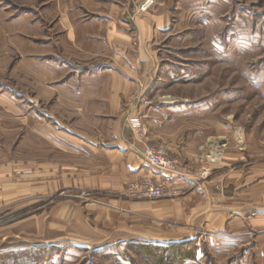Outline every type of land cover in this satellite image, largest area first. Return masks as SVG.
Returning <instances> with one entry per match:
<instances>
[{
	"label": "rangeland",
	"instance_id": "1",
	"mask_svg": "<svg viewBox=\"0 0 264 264\" xmlns=\"http://www.w3.org/2000/svg\"><path fill=\"white\" fill-rule=\"evenodd\" d=\"M44 2L0 0V264H150L133 245L171 242L142 240L135 232L139 222L156 227L161 238L182 236L184 225H199V237L186 240L195 247V257L177 264H264L259 226L250 228L246 237L220 230L219 222L232 205L228 198L214 202L217 181L240 168L252 174L254 189L264 183V0L187 3L184 22L191 23L157 45L165 59L159 90L144 91L142 106L126 116V131L147 136L146 116L155 102L173 96L174 104H184L178 109L184 142L187 135L193 141L191 136L198 132L205 160L201 168L190 170L195 187L205 194L204 215L188 224L174 217L175 207L171 212L161 206L185 194V188L157 178L165 174L155 176L179 190L178 196H131V184L148 171L145 163L139 175L116 191L90 187L92 174L99 172L54 166V158L81 167L86 161L53 148L52 104L37 101L31 87L38 82L36 65H28V58L37 48L52 50L51 40L27 33L36 26L49 29L46 22H36ZM148 147L168 153L162 143ZM219 152L221 158L229 153L245 159L215 168L211 163L218 161ZM193 200L190 204H196ZM133 202L159 206L155 223L140 219L130 208ZM262 213L264 206L254 195V223L259 224Z\"/></svg>",
	"mask_w": 264,
	"mask_h": 264
},
{
	"label": "crops",
	"instance_id": "2",
	"mask_svg": "<svg viewBox=\"0 0 264 264\" xmlns=\"http://www.w3.org/2000/svg\"><path fill=\"white\" fill-rule=\"evenodd\" d=\"M142 1L45 0L36 22H46L49 29L36 26V31L27 33L45 42L51 40L52 50L43 46L28 58V65H36L38 82L31 87L36 89L37 101L52 104L53 148L86 161L81 167L54 158L56 169L63 164L69 171L99 172L92 174L90 187L116 191L123 188L129 177L144 170L142 151L146 146L165 144L168 156L177 163V171L157 178L185 188V194L161 206L171 212L175 207L174 217L188 224L204 215L205 194L203 189L195 187L190 170L199 168L205 160L204 143L198 142V132L191 136L193 141L187 135L184 142V119L178 110L184 104H174L173 96L170 100L155 102L146 116L147 136L126 131V116L133 108L142 106L144 91L149 94L159 90L157 85L162 81L165 59L158 53L157 45L184 24L191 23L184 22V10L191 0H154L141 13L138 5ZM130 114L134 115V111ZM216 155L218 161L211 163L215 168L242 160L243 156L225 153L221 158L220 152ZM13 187L11 183L10 188ZM216 189L214 202L228 198L232 205L219 222L220 230L225 228L234 237H246L250 228L259 226L264 236V213L259 216V224L254 223L255 218L250 214L254 195L264 206L263 182L254 189L252 174L243 167L223 182L220 178ZM5 193L6 197L13 196ZM190 200L196 204H190ZM130 208L140 214V219L155 223L160 207L133 202ZM135 225V232L144 237L142 240L179 242L198 238L200 233L199 225H184L182 236L174 238L170 234V238H161L156 236V227L140 222Z\"/></svg>",
	"mask_w": 264,
	"mask_h": 264
},
{
	"label": "built area",
	"instance_id": "3",
	"mask_svg": "<svg viewBox=\"0 0 264 264\" xmlns=\"http://www.w3.org/2000/svg\"><path fill=\"white\" fill-rule=\"evenodd\" d=\"M154 0H143L138 6V12H146ZM147 173L141 175L136 182L131 184V196L138 198H160L179 195V190L165 184L156 178V174H173L177 171L176 162L161 148H145L143 152Z\"/></svg>",
	"mask_w": 264,
	"mask_h": 264
},
{
	"label": "trees",
	"instance_id": "4",
	"mask_svg": "<svg viewBox=\"0 0 264 264\" xmlns=\"http://www.w3.org/2000/svg\"><path fill=\"white\" fill-rule=\"evenodd\" d=\"M133 250L141 254L150 264H177L195 257V247L190 241L167 244L141 243L133 245Z\"/></svg>",
	"mask_w": 264,
	"mask_h": 264
}]
</instances>
